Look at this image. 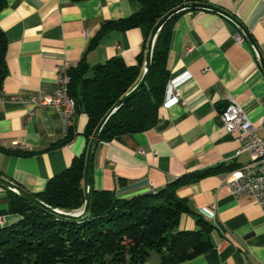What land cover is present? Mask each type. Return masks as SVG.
<instances>
[{"label": "crops", "instance_id": "0c3cea01", "mask_svg": "<svg viewBox=\"0 0 264 264\" xmlns=\"http://www.w3.org/2000/svg\"><path fill=\"white\" fill-rule=\"evenodd\" d=\"M206 2L236 15L264 56V0ZM140 8L137 0H8L0 14L8 37L0 146L28 154L0 152V171L6 178L40 193L88 146L87 114L76 115L70 126L74 136L66 142L68 131L55 110L11 103L10 97L55 90L57 69L66 61L73 66L86 62L90 75L114 57L129 66L138 64L139 56H146L151 35L146 26L108 30L98 44L91 43L103 24L128 18ZM167 66L171 78L191 75L181 86L184 103L162 106L159 123L148 131L99 143L92 189L130 198L160 190L188 173L234 166L179 190L190 208L182 214L179 229H198V216L214 226L212 248L179 264H264V213L252 198H234L225 183L229 173L249 163L251 156L238 155L240 142L219 120V105L234 100L255 125H261L264 71L256 53L233 23L213 11L197 10L176 19ZM8 203V192L0 187V228L21 219L9 212ZM160 260L161 254L153 251L145 264Z\"/></svg>", "mask_w": 264, "mask_h": 264}, {"label": "trees", "instance_id": "16d2710c", "mask_svg": "<svg viewBox=\"0 0 264 264\" xmlns=\"http://www.w3.org/2000/svg\"><path fill=\"white\" fill-rule=\"evenodd\" d=\"M81 2L85 0H72ZM141 8L128 18L103 24L91 47L108 30H129L148 27L151 33L158 21L170 10L188 2L207 0H137ZM8 0H0V14ZM173 17L160 31L153 52L150 74L136 96L123 105L105 125L98 139L111 141L117 136L148 131L159 123L171 78L167 66L176 19ZM8 37L0 26V94L8 74ZM145 54L138 64L129 66L121 57L109 59L92 75L84 61L71 70L70 95L78 113L88 115L84 135L89 143L96 128L112 107L140 81ZM74 136L68 128L66 142ZM88 146L71 166L52 177L44 191L35 194L51 207L67 212L78 211L85 204L83 177ZM0 152L26 155L0 146ZM220 165L178 177L164 188L130 198L119 197L108 190L92 189L89 214L81 220L60 217L32 204L7 190L9 212L21 216L10 226L0 228V264H145L153 251L161 254L158 264H179L198 257L212 248L214 226L198 216L196 230H180V220L190 212L187 200L179 190L216 174L234 170ZM0 175L4 176L0 171Z\"/></svg>", "mask_w": 264, "mask_h": 264}, {"label": "built area", "instance_id": "2783aa9c", "mask_svg": "<svg viewBox=\"0 0 264 264\" xmlns=\"http://www.w3.org/2000/svg\"><path fill=\"white\" fill-rule=\"evenodd\" d=\"M74 67L69 61L64 62L58 67L55 90L51 92L38 90L28 96L16 95L10 97L8 101L15 104L32 106L33 108L55 110L60 115L67 131V128L72 124L71 114L77 108L70 95L71 70ZM190 76L187 73L180 77L170 78L163 107L170 108L184 103L181 86L191 78ZM229 103L228 109L219 115L220 123L229 134L233 135L240 142L241 147L238 155L243 153L261 155V162L256 165L244 164L243 167L236 169L235 172L229 173L225 183L234 198H252L264 213V98L262 122L259 126L252 122L240 104L234 100H230Z\"/></svg>", "mask_w": 264, "mask_h": 264}, {"label": "water", "instance_id": "95a60500", "mask_svg": "<svg viewBox=\"0 0 264 264\" xmlns=\"http://www.w3.org/2000/svg\"><path fill=\"white\" fill-rule=\"evenodd\" d=\"M192 10H208L213 11L224 18H226L228 21L233 23L240 31V35L244 36L249 43L251 44L252 48L254 49L257 59L264 71V56L262 54V51L258 47L256 41L252 37L251 33L247 29V27L244 25V23L234 14L217 7L213 4H210L208 2H188L183 3L180 6L170 10L167 14H165L158 23L154 26V28L151 31V35L148 42V47L146 51L145 56V63H144V70L143 74L141 76L140 81L137 83V85L129 91L127 94H125L113 107L112 109L105 115V117L101 120L98 127L96 128L94 135L89 143L88 150H87V156H86V165L84 170V177H83V188L85 192V204L82 209L74 212H67L64 210H60L54 207L49 206L48 204L41 201L35 194L29 192L21 185L11 181L10 179L6 178L5 176L0 175V187L12 191L19 195L20 197H23L27 201L31 202L32 204L39 206L47 211H50L60 217L71 219V220H81L84 217H86L91 208V201H92V167H93V159L96 152V149L98 147V139L102 133V130L104 129L107 122L110 120V118L115 114L123 105H125L130 99H132L134 96L138 94V92L142 89V87L145 85L147 78L150 74L152 61H153V52L155 48V43L157 40V37L160 33V31L163 29V27L175 16H177L179 13L185 12V11H192ZM230 103L224 102L219 105V107L222 109V112H225Z\"/></svg>", "mask_w": 264, "mask_h": 264}, {"label": "bare ground", "instance_id": "6f19581e", "mask_svg": "<svg viewBox=\"0 0 264 264\" xmlns=\"http://www.w3.org/2000/svg\"><path fill=\"white\" fill-rule=\"evenodd\" d=\"M72 101L73 103H75V106H76V102L73 98H72ZM76 115H77V110L71 114V123L73 122ZM67 131H68V128H67ZM250 156H251V160L248 163V165H256L257 163L261 162V155H250ZM263 159H264V151H263Z\"/></svg>", "mask_w": 264, "mask_h": 264}]
</instances>
